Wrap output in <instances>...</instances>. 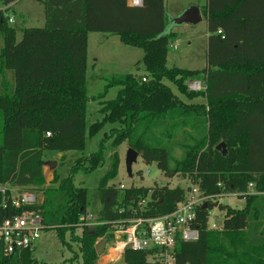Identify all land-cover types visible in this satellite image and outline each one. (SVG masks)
<instances>
[{
  "label": "trees",
  "instance_id": "trees-1",
  "mask_svg": "<svg viewBox=\"0 0 264 264\" xmlns=\"http://www.w3.org/2000/svg\"><path fill=\"white\" fill-rule=\"evenodd\" d=\"M41 1L45 25L22 29L20 40L8 23L9 7L0 9V186L7 187H0V223L34 209L42 216L43 230L55 229L63 245H79L82 264H98L97 240L114 238L109 222L172 213L184 199L186 188L180 186L108 185L120 161L115 153L113 168L100 182L103 204L98 219L106 223L79 226L88 191L75 184L73 173L94 170L101 151L77 159L58 187H43L45 150L85 147L88 35L112 33L125 45L143 50L146 73L114 76L108 86L120 87L117 97L101 101L103 118L92 123L88 133L94 135L106 122L117 124L110 132L114 144L127 141L144 163L187 176L206 195L236 192L245 198L241 209L223 207L222 229L209 228L211 200L199 206L192 224L198 238L177 241L175 264H264V0H208L210 36L203 69L167 66L169 45L177 34L166 14V0H143L141 6L128 0ZM193 80L203 88L190 89ZM200 96L204 102H193ZM198 116L208 124L207 134L185 148L175 167L167 146L146 140L155 127L166 125L170 135ZM221 142L227 156L217 150ZM7 185L40 189L44 199L14 206ZM150 253L127 247L123 262L148 264ZM0 264L47 263L39 262L27 247L6 253L0 240Z\"/></svg>",
  "mask_w": 264,
  "mask_h": 264
},
{
  "label": "rangeland",
  "instance_id": "rangeland-1",
  "mask_svg": "<svg viewBox=\"0 0 264 264\" xmlns=\"http://www.w3.org/2000/svg\"><path fill=\"white\" fill-rule=\"evenodd\" d=\"M199 0H166V14L169 19L178 17L185 10L183 7L189 2L198 4ZM192 6V5H191ZM9 7L6 15L11 16L9 25L17 29V40L22 37V29L29 27H42L46 23L44 3L41 0H15L8 5L5 0H0V9ZM171 21V20H170ZM172 29L178 33L175 41L169 45L167 66H177L180 68H201L206 63L207 38L205 37V22L202 20L197 24H176L171 23ZM89 48L87 61V92L89 101L87 102V133L86 143L83 150L67 151V154L57 150H45L44 159L46 161H57L54 168L48 165L44 167L45 185L44 188L58 187L60 181L66 178L76 160L82 157H90L93 153L101 151L102 159L98 166L92 171L79 168L74 171V182L79 187L87 189V210L92 218H97L102 207V196L100 182L102 178L113 168L114 156L117 153L119 165L116 174L108 181V185L115 187L130 186H169L171 188L180 186L186 188L189 178L180 173L167 174L161 171L156 163L146 164L142 156L139 155L137 162L133 165V175L129 176L126 171L125 157L127 150L131 148L127 141L119 145L114 144V137L110 135L111 129L117 124L106 122L103 127L94 135L88 133L89 126L102 120L103 114L100 112L101 101L113 100L117 97L119 86H108L114 76H121L125 73L145 74V67L142 62L144 52L141 48L131 47L122 43L119 37L112 33L91 32L89 33ZM190 42V43H189ZM2 38L0 37V47ZM176 46V47H175ZM194 82H189L190 85ZM166 83L173 92L179 94L176 85L168 80ZM203 85L201 84V88ZM200 89H197L198 91ZM103 95V96H101ZM180 95V94H179ZM193 102H204L203 97H196ZM201 116L193 117L185 127L171 131L167 135L166 125L153 128L147 137V142L167 146L171 153V166L175 167L176 162L184 156L185 148L188 145L201 142L206 134L207 123L201 122ZM198 121L199 124H194ZM108 135V136H107ZM85 167L89 166L86 160ZM57 181L55 182V179ZM13 195H18L24 191H30L40 195L44 199V193L34 187L19 188L11 187ZM240 193L225 192L211 198L212 206L209 212V228L222 229L226 210L223 207L241 209L245 206V198ZM215 203H218L216 206ZM78 229V228H77ZM80 235L81 229L77 230ZM69 241V234L66 235ZM102 238H99V242ZM117 241L109 239L105 252L98 256V264H120L123 262V253L120 254ZM34 257L39 262L47 264H82L80 247L72 242L71 247L63 245L55 229L42 230L36 246L32 249Z\"/></svg>",
  "mask_w": 264,
  "mask_h": 264
},
{
  "label": "built area",
  "instance_id": "built-area-1",
  "mask_svg": "<svg viewBox=\"0 0 264 264\" xmlns=\"http://www.w3.org/2000/svg\"><path fill=\"white\" fill-rule=\"evenodd\" d=\"M128 3L132 6H141L143 0H128ZM11 20L10 16L9 21ZM190 89H201V83L194 81ZM219 185L221 186V183ZM6 188V186L1 187L2 191ZM213 197L215 196L204 194L198 184L189 182L184 199L178 203L172 213L154 217H130L109 222L110 232L114 235L113 240L117 241L118 248L120 246L117 252L122 254L127 247L134 250H149L151 253L148 264H175L177 241L179 239L191 241L198 238V231L192 226L197 218V209ZM12 199V203L17 207L39 204L43 201L40 195L30 191L13 195ZM105 223L98 217L94 219L90 214L84 213L80 216L78 225L95 227ZM42 230L41 214L34 209H26L21 214L0 223V240L4 243L6 253H12L20 247L33 249Z\"/></svg>",
  "mask_w": 264,
  "mask_h": 264
},
{
  "label": "water",
  "instance_id": "water-1",
  "mask_svg": "<svg viewBox=\"0 0 264 264\" xmlns=\"http://www.w3.org/2000/svg\"><path fill=\"white\" fill-rule=\"evenodd\" d=\"M202 15L200 12V9L196 5H192L188 7L181 15L178 17L172 18L171 21L176 24H197L201 22ZM217 150L220 151L224 156H227L228 150L226 148V144L224 142H221L217 146ZM139 157V152L134 148H129L126 153L125 157V165H126V171L129 176L133 175V165L137 162ZM46 165H48L50 168H54L57 165V161H47ZM207 204H204V207H206ZM217 206L218 203H215ZM109 238L103 237L99 242L96 243L95 249L98 254V256L102 255L105 252L106 246L108 244ZM125 264V263H120Z\"/></svg>",
  "mask_w": 264,
  "mask_h": 264
},
{
  "label": "crops",
  "instance_id": "crops-1",
  "mask_svg": "<svg viewBox=\"0 0 264 264\" xmlns=\"http://www.w3.org/2000/svg\"><path fill=\"white\" fill-rule=\"evenodd\" d=\"M207 2L208 0H199L198 1V4H195L193 2H189L188 4H185V6L183 7V9H187L188 7H190L191 5H196L199 7L200 9V12H201V15H202V20H204L205 22V37L207 38V47H206V59H207V54H208V39H209V36H210V32H209V27H208V20H207V15L205 14V9H206V6H207ZM201 20V21H202ZM173 32H175L177 34V37H178V33L175 31V29L173 30ZM89 36V35H88ZM190 43V42H189ZM88 46H89V38H88ZM176 47V46H175ZM89 48V47H88ZM87 61H88V55H87ZM207 67V60H206V63H204V65L201 67V68H188V69H203ZM87 69H88V66H87ZM197 82H200V81H197ZM202 85L203 83L200 82ZM204 86V85H203ZM63 154H67L66 152H64Z\"/></svg>",
  "mask_w": 264,
  "mask_h": 264
},
{
  "label": "bare ground",
  "instance_id": "bare-ground-1",
  "mask_svg": "<svg viewBox=\"0 0 264 264\" xmlns=\"http://www.w3.org/2000/svg\"><path fill=\"white\" fill-rule=\"evenodd\" d=\"M120 247V246H119Z\"/></svg>",
  "mask_w": 264,
  "mask_h": 264
}]
</instances>
